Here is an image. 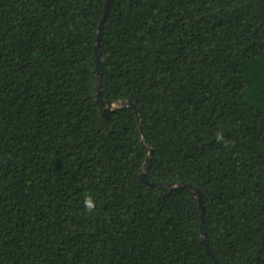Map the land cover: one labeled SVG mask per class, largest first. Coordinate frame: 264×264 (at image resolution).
<instances>
[{
  "label": "trees",
  "instance_id": "trees-1",
  "mask_svg": "<svg viewBox=\"0 0 264 264\" xmlns=\"http://www.w3.org/2000/svg\"><path fill=\"white\" fill-rule=\"evenodd\" d=\"M106 1L0 0V264H264V0Z\"/></svg>",
  "mask_w": 264,
  "mask_h": 264
},
{
  "label": "water",
  "instance_id": "water-1",
  "mask_svg": "<svg viewBox=\"0 0 264 264\" xmlns=\"http://www.w3.org/2000/svg\"><path fill=\"white\" fill-rule=\"evenodd\" d=\"M109 2H110V0H108L107 3H106V13H107V10H108V7H109ZM105 16H106V14H105ZM100 30H101V28H100ZM99 36H100V33H99V35L97 37L96 47H95V50H96V53H97V62L99 61ZM96 90H97L96 98H97L98 104L99 105L104 104L106 106L105 109L101 110L102 114L107 115V114L113 112L119 106L121 107V106H124V105L130 106V107L135 109V105L130 103V102H128V101L124 102V103H120L119 105L118 104H113L111 102H103L101 100V98H100V88H99V84H98V77H96ZM135 112L137 113L136 109H135ZM144 143H145V141H144ZM151 153H152V150H150V155H149L148 159L146 160V162H145V164L143 166V169L141 171V174H140L141 179L145 183H147L148 185L162 187V188H165L168 191H173V190H176V189H179V188L188 190L192 195H194L200 201L201 208L203 209L202 202H201V200H202L201 199V192L197 188L193 187L192 185L184 184V183H150L146 179V172H147V169H148V166H149ZM201 234H202V243H203V245H204V247L206 249V252L210 255V257L215 261L216 264H220V262L218 261V259L216 258V256L212 252V250L210 249V247H209V245L207 243V240L205 238V234H204L203 230H202Z\"/></svg>",
  "mask_w": 264,
  "mask_h": 264
},
{
  "label": "clouds",
  "instance_id": "clouds-1",
  "mask_svg": "<svg viewBox=\"0 0 264 264\" xmlns=\"http://www.w3.org/2000/svg\"><path fill=\"white\" fill-rule=\"evenodd\" d=\"M217 139L221 140L222 136L218 133L217 134ZM84 207L88 210V211H93L96 207L95 201L89 197L84 201Z\"/></svg>",
  "mask_w": 264,
  "mask_h": 264
},
{
  "label": "bare ground",
  "instance_id": "bare-ground-1",
  "mask_svg": "<svg viewBox=\"0 0 264 264\" xmlns=\"http://www.w3.org/2000/svg\"><path fill=\"white\" fill-rule=\"evenodd\" d=\"M107 1H108V0H107ZM107 1H106V2H107ZM105 6H106V4H105Z\"/></svg>",
  "mask_w": 264,
  "mask_h": 264
}]
</instances>
